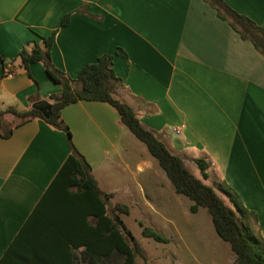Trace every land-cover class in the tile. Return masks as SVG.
Instances as JSON below:
<instances>
[{
	"label": "crops",
	"instance_id": "crops-1",
	"mask_svg": "<svg viewBox=\"0 0 264 264\" xmlns=\"http://www.w3.org/2000/svg\"><path fill=\"white\" fill-rule=\"evenodd\" d=\"M224 1L264 27V0ZM53 34L50 61L56 70L75 80L86 65L112 56L120 79L115 95L141 124L191 173L195 160L206 159V185L216 180L247 209L264 211V56L208 2L0 0L1 108L25 112L61 96L62 87L42 63L28 73L19 60L35 42L45 49L42 38ZM6 67L13 77L5 75ZM61 117L99 189L113 195L112 204L175 209L178 194L170 180L113 107L80 101ZM17 124L14 115L3 117L1 132L11 135H0V261L71 153L67 134L44 120ZM121 261L116 256L115 263L102 264Z\"/></svg>",
	"mask_w": 264,
	"mask_h": 264
},
{
	"label": "trees",
	"instance_id": "trees-1",
	"mask_svg": "<svg viewBox=\"0 0 264 264\" xmlns=\"http://www.w3.org/2000/svg\"><path fill=\"white\" fill-rule=\"evenodd\" d=\"M205 1L216 9L221 20L227 21L243 40L250 41L264 56V27L232 9L224 0ZM69 17H63V26L68 24ZM54 37L55 34L42 38L45 49L35 42L31 51L23 50L19 54V60L20 66L28 73L32 64L42 63L48 76L62 87V100L50 105L49 117L39 110L49 106L43 102L34 104L32 109L25 112H18L13 107H0V135H11V131L5 134L1 132L6 114L18 119L16 126L42 119L67 134L71 153L0 264H102L104 260L111 261L116 256L122 259L119 264H136L138 257L149 264L144 250L121 216L129 215L130 208L125 204H112L113 195L99 189L91 166L76 150L70 129L62 120V110L80 101L106 103L119 113L122 124L146 146L176 194L192 202L190 212L197 214L201 208L207 210L217 236L229 245L235 264H264V240L241 223L236 212L217 191L204 183L210 177V163L206 159L195 160L201 179L195 177L180 156L141 124L134 109L116 97L115 90L120 79L113 71V57H99L96 62L82 68L77 78L72 80L51 64L50 49ZM118 53L125 55L122 50ZM217 189L229 199L237 213H245L240 197L234 190L224 184H219ZM141 226L144 237L168 243L161 234Z\"/></svg>",
	"mask_w": 264,
	"mask_h": 264
},
{
	"label": "rangeland",
	"instance_id": "rangeland-1",
	"mask_svg": "<svg viewBox=\"0 0 264 264\" xmlns=\"http://www.w3.org/2000/svg\"><path fill=\"white\" fill-rule=\"evenodd\" d=\"M130 135L137 140L132 133ZM192 173L201 179L200 171L196 166L192 168ZM212 185L226 204L236 212L239 221L245 223L256 237L264 239L261 232L263 229L264 233V218L258 217L260 213L264 216V211L258 208L247 209L242 204L245 213L241 215L237 213L229 199L217 189L216 180ZM177 200V204L174 202L171 206V208L175 207L174 210L130 209L129 215H121L127 228L144 250L147 262L149 264H235V257L229 245L217 236L207 210L201 208L197 214H192L190 212L192 202L187 197L178 195ZM141 224L161 234L168 243H159L144 237ZM114 261L115 258L108 263ZM136 264H145V261L138 257Z\"/></svg>",
	"mask_w": 264,
	"mask_h": 264
},
{
	"label": "water",
	"instance_id": "water-1",
	"mask_svg": "<svg viewBox=\"0 0 264 264\" xmlns=\"http://www.w3.org/2000/svg\"><path fill=\"white\" fill-rule=\"evenodd\" d=\"M62 100V97L56 98L55 102H60ZM44 114V116L49 117V114L51 113V106L49 105L46 109L44 108H39Z\"/></svg>",
	"mask_w": 264,
	"mask_h": 264
},
{
	"label": "built area",
	"instance_id": "built-area-1",
	"mask_svg": "<svg viewBox=\"0 0 264 264\" xmlns=\"http://www.w3.org/2000/svg\"><path fill=\"white\" fill-rule=\"evenodd\" d=\"M5 75L7 77H13L15 75V71L12 68L6 67Z\"/></svg>",
	"mask_w": 264,
	"mask_h": 264
}]
</instances>
